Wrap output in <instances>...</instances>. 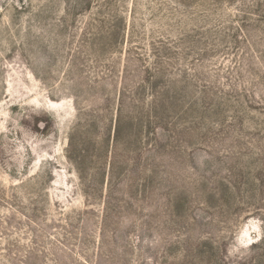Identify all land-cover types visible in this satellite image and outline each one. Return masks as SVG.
Masks as SVG:
<instances>
[{
	"label": "rangeland",
	"instance_id": "rangeland-1",
	"mask_svg": "<svg viewBox=\"0 0 264 264\" xmlns=\"http://www.w3.org/2000/svg\"><path fill=\"white\" fill-rule=\"evenodd\" d=\"M0 264H264V0H0Z\"/></svg>",
	"mask_w": 264,
	"mask_h": 264
}]
</instances>
